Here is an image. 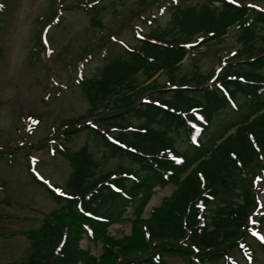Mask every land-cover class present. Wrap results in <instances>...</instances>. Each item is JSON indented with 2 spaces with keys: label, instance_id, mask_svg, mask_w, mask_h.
Returning a JSON list of instances; mask_svg holds the SVG:
<instances>
[{
  "label": "trees",
  "instance_id": "16d2710c",
  "mask_svg": "<svg viewBox=\"0 0 264 264\" xmlns=\"http://www.w3.org/2000/svg\"><path fill=\"white\" fill-rule=\"evenodd\" d=\"M200 1L176 10L170 24L143 34L126 47L127 58L111 61L88 80L91 107L61 126L65 134L88 130L104 148L103 160L114 158L116 166L101 172L87 144L75 152L62 146L71 165L66 190L46 187L61 207L28 234L32 249L25 264H101L116 253L113 246L144 252L126 264H157L166 251L191 264L220 258L238 264L229 253L246 249L255 201L250 188L243 189L241 203L233 201L243 188L235 175L264 151V8L243 0ZM234 24L244 33L242 45L222 56L212 75L198 69L177 75L186 55L221 41ZM161 71L168 85L157 84ZM139 73L145 74L141 82ZM169 183L177 188L167 208L143 219L155 188ZM219 199L222 204L207 215ZM125 218L132 234L116 239L109 227ZM134 233L146 250L133 242ZM83 238L102 242V257L81 248Z\"/></svg>",
  "mask_w": 264,
  "mask_h": 264
},
{
  "label": "rangeland",
  "instance_id": "374dc122",
  "mask_svg": "<svg viewBox=\"0 0 264 264\" xmlns=\"http://www.w3.org/2000/svg\"><path fill=\"white\" fill-rule=\"evenodd\" d=\"M243 1L264 8V0ZM200 2L0 0V264H25L32 249L28 234L39 228L48 213L61 207L46 188L66 190L71 165L60 152L61 144L70 152L87 144L99 161L101 172L116 166L114 158L103 160L104 148L88 130L64 134L61 126L63 120L82 115L91 107L88 80L97 77L111 61L127 58L126 47L138 44L143 34L170 24L176 10ZM262 33L257 32V37ZM242 35L240 28L230 25L221 41L204 44L186 55L177 75L195 69L212 75L222 56L240 48ZM155 77L159 85L170 83L164 71ZM144 78L145 74L139 73L135 79L141 82ZM178 148L183 150L186 145L178 140ZM235 176L243 188L237 190L239 194L233 201L241 203L243 189L250 188L255 202L248 215L250 234L244 241L246 249L233 248L229 256L238 264H264V151ZM176 188L177 183L156 187L142 218L150 219L152 210L158 207L165 210V201ZM221 204V199L215 201L207 215ZM130 214L131 210H127L125 217ZM109 233L120 240L130 236L131 222L125 218L113 223ZM133 242L147 249L135 233ZM79 245L98 258L104 253L102 242L83 238ZM112 249L116 253L111 259L101 258L99 263L126 264L127 259L144 254L140 248L133 252L121 251L119 246ZM192 249L193 258L199 259L200 252ZM151 250L149 247L147 252ZM157 264L191 263L185 256L166 251ZM197 264H226V260Z\"/></svg>",
  "mask_w": 264,
  "mask_h": 264
},
{
  "label": "flooded vegetation",
  "instance_id": "af4514ba",
  "mask_svg": "<svg viewBox=\"0 0 264 264\" xmlns=\"http://www.w3.org/2000/svg\"><path fill=\"white\" fill-rule=\"evenodd\" d=\"M34 177V176H33ZM34 179H35V177H34ZM36 181H38V182H40L42 185H44V183H42L41 181H39V180H37V179H35Z\"/></svg>",
  "mask_w": 264,
  "mask_h": 264
}]
</instances>
